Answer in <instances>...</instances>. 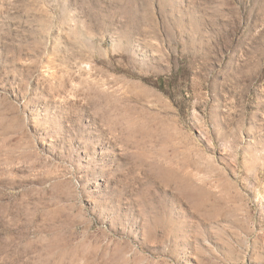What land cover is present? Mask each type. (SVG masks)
Instances as JSON below:
<instances>
[{"label":"rangeland","instance_id":"1","mask_svg":"<svg viewBox=\"0 0 264 264\" xmlns=\"http://www.w3.org/2000/svg\"><path fill=\"white\" fill-rule=\"evenodd\" d=\"M0 264H264V0H0Z\"/></svg>","mask_w":264,"mask_h":264}]
</instances>
